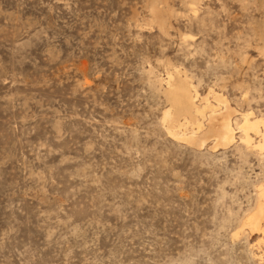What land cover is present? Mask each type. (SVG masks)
Masks as SVG:
<instances>
[{"label":"rangeland","instance_id":"obj_1","mask_svg":"<svg viewBox=\"0 0 264 264\" xmlns=\"http://www.w3.org/2000/svg\"><path fill=\"white\" fill-rule=\"evenodd\" d=\"M167 75L225 98L232 143L168 134ZM244 113L264 0H0V264H264Z\"/></svg>","mask_w":264,"mask_h":264},{"label":"bare ground","instance_id":"obj_2","mask_svg":"<svg viewBox=\"0 0 264 264\" xmlns=\"http://www.w3.org/2000/svg\"><path fill=\"white\" fill-rule=\"evenodd\" d=\"M166 85L176 96L179 107L178 119L172 118L169 111L163 115V119L168 121L171 126L168 132L171 137L199 148L204 145L206 141L203 139L208 135H213L215 138L216 146H213V148L226 146L233 142V129L228 119L232 110L227 105L225 98L213 92L202 98L195 89L190 87L173 91L171 90L173 85L170 75H167ZM210 96L217 103L216 106L210 103ZM196 102H199V105H196ZM221 105L224 106V113L219 112ZM241 117L242 124L237 129L242 133V142L247 147L257 148L262 152L264 150V117L253 118L252 113L241 114ZM203 122H206L207 127ZM188 125L193 127L191 131L187 130ZM251 135L258 138L259 141L256 142ZM258 192L263 200V205L258 207L257 214L253 220H249V225L256 231H261L264 237V186H260Z\"/></svg>","mask_w":264,"mask_h":264}]
</instances>
